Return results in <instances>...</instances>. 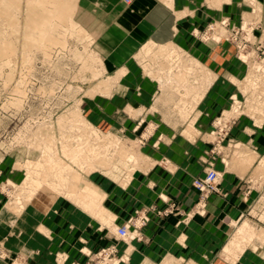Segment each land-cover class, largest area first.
<instances>
[{
    "label": "rangeland",
    "instance_id": "374dc122",
    "mask_svg": "<svg viewBox=\"0 0 264 264\" xmlns=\"http://www.w3.org/2000/svg\"><path fill=\"white\" fill-rule=\"evenodd\" d=\"M157 1L172 41L138 47L126 61L134 72L115 74L105 64L111 33L96 24L89 0H0V264L47 253L53 229L56 264H264V0ZM56 2L71 4L70 22L53 17L44 37L56 40L40 41L29 7ZM127 75L145 88L134 97L156 91L152 102L201 148L191 187L208 169L220 175L216 191L195 190L188 210L165 193L158 204L135 193L136 179L150 187L153 164L168 161L153 149L159 123L122 120L145 108L111 109L112 87ZM250 154L240 168L237 158ZM232 178L238 184L226 186ZM84 183L99 194L93 207L76 193ZM227 194L234 203L220 211L221 234L209 200ZM151 225L168 230L145 233ZM72 238L81 244L74 254Z\"/></svg>",
    "mask_w": 264,
    "mask_h": 264
},
{
    "label": "crops",
    "instance_id": "0c3cea01",
    "mask_svg": "<svg viewBox=\"0 0 264 264\" xmlns=\"http://www.w3.org/2000/svg\"><path fill=\"white\" fill-rule=\"evenodd\" d=\"M87 6L88 11L90 10L92 13H90V15L94 16L93 18L96 20V24L99 25L101 29L106 30V33H111L108 39L113 43V46L105 57L106 69L110 72L115 74H118L119 72L122 74H131L136 68L127 66L126 61L138 47L147 43L162 45L172 41L173 28L168 17L169 13L157 0H133L127 6L122 0H93V2L89 0ZM139 86L140 84L134 82L128 75L122 78V80L117 81L112 87L113 93H111L112 100L110 102L111 109L116 102H121V106H132L138 111L145 108L146 110L141 117L140 114H138L132 119L131 117L124 115L122 120L125 122H139L144 120L159 123L152 136V141H156L155 143H157L156 148L155 145H153V149L158 150L161 153L157 160L166 159L168 163L164 167L153 164L152 173L146 180L150 182V187H144L145 182L143 178L136 179L135 193L137 196H142V199L148 198L151 202L154 201L156 204L160 201L159 195L165 193L168 194L169 197H174L176 201L180 203L183 210H188L197 200V193L195 189L191 187V180L194 175L202 170L200 157L203 153L201 148L198 150L192 142L185 139L179 129L174 127L173 119L168 117L170 114L167 115L159 103L155 105V103L152 102L156 91L154 92V90H151L148 92L151 96L150 99L147 97L145 98L144 95L142 96V99L134 97V90H145L143 84L140 87ZM105 106H108L106 101ZM149 108L151 111H149ZM232 134L234 133L231 130V137ZM237 159L240 168L243 169L247 168L248 165L253 162L255 155L250 154L249 156H240ZM166 169L168 171H166ZM203 174L204 173L198 176H202ZM235 184H238L235 178L229 179L228 182L225 183L226 186H233ZM140 185H142V187L138 190ZM230 197H232V195L227 194L224 198L216 196L209 200L210 203H213L216 207V218L217 220H220V227L216 226L218 224V222H216L215 228L216 231H220L221 234H224L227 228L221 223L227 218L221 217L220 211L222 210L223 212V209H230L229 203H234L233 200L229 199ZM233 208L234 207H232V209ZM209 224L208 221L206 222V220H203L199 227L203 229ZM100 229L102 228L98 226L91 227L88 229V232L98 233V231L100 232ZM54 230L55 229L52 230L51 237L49 236L47 240L49 245L47 253H44V250L42 249L38 256L41 259L38 260L37 255L33 256L35 260L28 261L29 264H56V261H54V258L52 257L53 255H51V252L53 254L57 251L56 245L58 234H56V231ZM167 230L168 227L166 226L156 225H151L144 229L145 233H151L152 235H160ZM41 239L44 240V238ZM154 240L155 237L152 240V244L154 243ZM72 241L73 247L77 246L79 248L81 246L78 242V238L76 240L72 238ZM157 245L159 247L160 242ZM53 248L54 251L51 250ZM73 249L74 254L77 251V248L74 247ZM62 250L64 249H61V253L64 252ZM78 255L79 254L77 253V256ZM45 256L51 261H44L43 258ZM165 261L170 263L172 260L169 258ZM197 261H200V264H203L202 260ZM78 262L82 263L84 261Z\"/></svg>",
    "mask_w": 264,
    "mask_h": 264
},
{
    "label": "bare ground",
    "instance_id": "6f19581e",
    "mask_svg": "<svg viewBox=\"0 0 264 264\" xmlns=\"http://www.w3.org/2000/svg\"><path fill=\"white\" fill-rule=\"evenodd\" d=\"M42 1H45V0H42ZM47 3H49V2H47ZM58 3L56 2L55 4H51L49 8H46V10H42L40 8L37 9L35 6H32V7L30 6L29 7V11L30 12H29V15H28V22L32 25V27L36 31L39 32L40 41H43V38H44V41L47 42V43H52V42H54L56 40L53 36H48L47 35V36L44 37V35L47 34L45 32L47 30V27L45 26V24L47 22H49L53 17L60 24H65L71 19L72 10H73L71 8V4L69 2H62V3H59V4ZM66 25H68V24H66ZM164 48H166V46H164L163 49ZM7 50H8V48L5 47L2 50V52H5ZM78 177L77 176H73V178H72L73 181L74 182L78 181L79 180ZM76 193L80 197V200H82L84 202V204L89 206V207H93V206H95L98 203L99 194H98L97 190L94 187H92L90 184H88V183H86L85 186L80 188Z\"/></svg>",
    "mask_w": 264,
    "mask_h": 264
},
{
    "label": "built area",
    "instance_id": "2783aa9c",
    "mask_svg": "<svg viewBox=\"0 0 264 264\" xmlns=\"http://www.w3.org/2000/svg\"><path fill=\"white\" fill-rule=\"evenodd\" d=\"M126 4L132 0H123ZM220 175L214 169H208L202 176L196 177L192 182V187L199 193H207L217 190ZM117 235L121 238L127 236V230L124 227L118 229Z\"/></svg>",
    "mask_w": 264,
    "mask_h": 264
}]
</instances>
